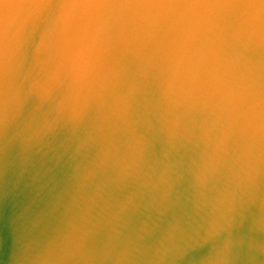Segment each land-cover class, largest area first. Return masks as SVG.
<instances>
[{
    "label": "water",
    "instance_id": "1",
    "mask_svg": "<svg viewBox=\"0 0 264 264\" xmlns=\"http://www.w3.org/2000/svg\"><path fill=\"white\" fill-rule=\"evenodd\" d=\"M0 264H264V0H0Z\"/></svg>",
    "mask_w": 264,
    "mask_h": 264
}]
</instances>
